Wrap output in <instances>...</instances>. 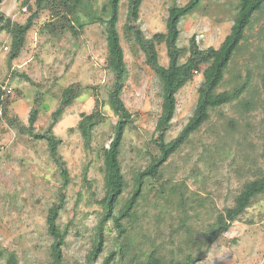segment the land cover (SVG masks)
I'll use <instances>...</instances> for the list:
<instances>
[{
    "label": "rangeland",
    "instance_id": "rangeland-1",
    "mask_svg": "<svg viewBox=\"0 0 264 264\" xmlns=\"http://www.w3.org/2000/svg\"><path fill=\"white\" fill-rule=\"evenodd\" d=\"M22 1L3 0L0 13L13 22L25 23L32 12L21 6ZM106 2L83 0L77 19L85 23L89 17L100 15ZM188 2L144 0L139 23L145 36L152 38L165 33L169 8ZM237 3L238 0H203L181 19L177 46L186 57L192 38L201 50L220 47L230 34ZM126 11L127 0H121L117 28L128 72L121 99L133 118L125 132L120 156L127 189L116 212L133 189L134 174L143 170L156 154L151 135L162 101L159 81L145 64L144 55L134 53L124 38ZM48 19V12L39 13L19 57L12 61L8 58L10 38L0 31V91L5 93L4 99L9 96L6 116L0 108V249L15 253L17 264L51 263L52 238L46 230V216L48 208L58 200L61 178L46 143L25 133L34 99L40 95L42 104L35 129L45 132L51 127L60 139L59 154L66 162L71 180L58 219L60 228H68L64 259L70 264H84L102 212L98 203L109 192L104 183L102 152L110 144L116 121L107 104L112 75L106 69L105 27L100 23L86 25L77 37L68 31L54 37L42 31ZM245 37L219 89L228 91L248 80L241 102L214 111L210 121L191 136L190 143L172 156L161 171L165 178L184 181L192 191L210 193L219 210L233 205L241 183L252 178L247 171L262 165L264 100L260 74L264 65V10L254 16ZM157 51L159 64L167 67L165 45H158ZM201 79V75L196 76L177 93V108L167 141L176 138L192 117ZM72 84H80L82 92L66 108L60 121L52 124L51 114L59 106L61 92ZM95 110L101 113L102 121L86 145L76 127L82 114ZM8 119H15L16 123L12 126ZM160 191L157 188L144 191L137 210L138 224L148 230V238L174 250L180 240L172 236L171 230L177 227L178 220L173 219L174 210L165 219L157 216L153 204L158 201ZM192 220L200 231L211 221L203 211L199 219ZM103 235V253L94 264H102L113 247L115 233L111 222L104 226ZM0 264L6 262L1 260ZM197 264H264V194L254 200Z\"/></svg>",
    "mask_w": 264,
    "mask_h": 264
},
{
    "label": "trees",
    "instance_id": "trees-1",
    "mask_svg": "<svg viewBox=\"0 0 264 264\" xmlns=\"http://www.w3.org/2000/svg\"><path fill=\"white\" fill-rule=\"evenodd\" d=\"M2 1L0 0V3ZM202 1L189 0L184 6L170 7L165 33H157L152 38H147L139 23L140 9L144 0H127V11L122 27L124 38L129 42L134 53L142 52L144 55L145 64L159 81L162 101L155 130L151 135V144L156 154L143 170L134 174L133 189L117 212L120 199L127 189L120 161L121 147L125 132L133 118L121 99L128 74L124 49L117 28L121 0H107L101 8V14L89 17L85 23L77 19L83 0H23L21 6L32 12L23 24L13 22L0 13V31L10 38L9 61L19 57L27 34L33 28L40 12L46 11L49 14V19L42 31L54 37L66 31L77 37L86 25L100 23L105 27L106 69L112 75V83L107 92V104L116 121L110 144L102 152L104 183L109 188V192L98 203L102 212L95 227L93 244L85 256L84 264H94L103 253V228L108 222H111L115 239L112 249L104 257L102 264H197L209 252L213 243L240 219L254 200L264 194V149L261 154L262 165L247 171L252 178L241 183L233 199V205L224 207L222 210L216 207L210 193L201 194L198 191H192L184 181L175 182L174 179L165 178L161 174L162 168L170 158L190 143L191 136L210 121L214 111L234 102H241L249 83L246 80L237 87L219 92L230 63L246 39V30L250 28L254 16L264 10V0H238L230 34L220 47L201 50L195 38H192L187 50L189 54L186 57L185 52L177 46L180 33L178 25L181 19L197 9ZM106 14L108 16H105ZM162 44L165 45L168 57L167 67L159 64L157 46ZM198 75H201L202 79L197 89L198 97L193 115L179 135L167 141L166 135L172 126L177 108L176 95ZM260 83L264 100V65L260 74ZM81 92L80 84H72L62 90L59 106L51 114L52 124L60 121L66 108L80 96ZM4 95L5 93L0 91V108L6 116L9 96L7 95L4 99ZM41 102V96L36 95L34 105L29 112L25 133L27 132L34 140L46 143L49 156L58 169L61 178L58 200L48 208L46 216V230L52 238L50 264H70L63 255L68 228H60L58 219L60 212L64 209L66 188L71 180L66 162L59 154L60 139L53 134L51 127L45 132H37L35 129ZM95 107H98V101ZM101 121L102 115L97 110L91 114L81 115L76 130L81 134L86 145H89L92 133ZM8 122L12 126L16 123L15 119H8ZM87 185L90 189V183ZM156 188L161 190L157 195L158 201L153 204L157 210V216L165 219L171 215V210L176 212L173 219L178 220V225L171 230V234L180 240V245L174 250L166 249L164 243H157L156 239L148 238V230L145 231L138 224L139 201L143 198L144 191L150 192L151 189ZM201 211L211 219L202 231L197 230L192 223L193 218L199 219ZM1 260H4L6 264L18 263L15 253L5 249H0Z\"/></svg>",
    "mask_w": 264,
    "mask_h": 264
}]
</instances>
